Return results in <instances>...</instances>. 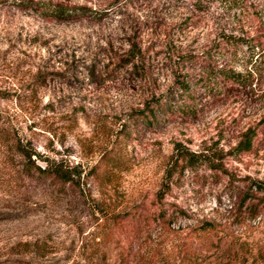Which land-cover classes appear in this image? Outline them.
I'll return each instance as SVG.
<instances>
[{"label":"rangeland","instance_id":"374dc122","mask_svg":"<svg viewBox=\"0 0 264 264\" xmlns=\"http://www.w3.org/2000/svg\"><path fill=\"white\" fill-rule=\"evenodd\" d=\"M257 181L264 0H0V264H264Z\"/></svg>","mask_w":264,"mask_h":264},{"label":"trees","instance_id":"16d2710c","mask_svg":"<svg viewBox=\"0 0 264 264\" xmlns=\"http://www.w3.org/2000/svg\"><path fill=\"white\" fill-rule=\"evenodd\" d=\"M90 11V9L86 8L85 6H64V5H49L45 9V16L54 18L59 21L64 20H72L76 17H80L86 15V13ZM136 55L134 54L130 61L127 63L134 65V61L136 60ZM218 74L221 75L223 78L228 79L234 83L240 82V78L242 77L239 73H232L231 71L221 69L218 71ZM158 115H170L168 110L163 109L162 106L156 105L154 108L148 111L147 115L143 114V121L147 125H155L159 124L160 120ZM252 139L253 133L248 131L243 135L242 140L238 143V145L232 150L235 154L247 152L251 149L252 146ZM24 155V154H23ZM33 155V154H32ZM188 155L190 157H188ZM25 156V155H24ZM30 159L31 155H27ZM192 155L188 154L187 152H183L181 154V160L187 161L188 164L191 163ZM78 166H63L62 163H55V162H48L45 166H28V172L35 175L37 179L41 181L50 180L52 183H67L71 182L74 179L73 175H78L76 169ZM77 173V174H76ZM253 188L255 192H251L247 195L248 198L254 197V195L258 194V199L264 200V183L263 182H254ZM260 195V196H259Z\"/></svg>","mask_w":264,"mask_h":264}]
</instances>
